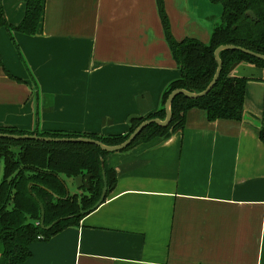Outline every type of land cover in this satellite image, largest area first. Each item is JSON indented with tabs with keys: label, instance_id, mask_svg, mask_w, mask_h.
<instances>
[{
	"label": "crops",
	"instance_id": "0c3cea01",
	"mask_svg": "<svg viewBox=\"0 0 264 264\" xmlns=\"http://www.w3.org/2000/svg\"><path fill=\"white\" fill-rule=\"evenodd\" d=\"M1 2L19 24L25 1ZM162 5L176 40L206 43L222 12L209 0ZM11 34L0 26V126L123 134L180 76L157 0H43L36 33ZM262 74L246 62L232 72L249 78V117L209 121L192 108L168 138L107 154L116 180L105 201L17 264H264ZM66 182L73 193L81 178Z\"/></svg>",
	"mask_w": 264,
	"mask_h": 264
},
{
	"label": "trees",
	"instance_id": "16d2710c",
	"mask_svg": "<svg viewBox=\"0 0 264 264\" xmlns=\"http://www.w3.org/2000/svg\"><path fill=\"white\" fill-rule=\"evenodd\" d=\"M25 12L16 26L7 23L0 0V26L12 36L13 31L33 35L37 31L43 12V0H24ZM220 4L222 13L213 24L209 40L196 38L176 40L169 28L162 0H157L166 40L180 76L164 88L160 106L146 116L133 118L123 134L98 135L64 130H37L27 132L13 126H0V133L37 134L51 137H89L106 145L123 142L144 120L164 119V104L169 93L177 88L200 92L211 81L217 62L214 50L222 44H233L264 55V0H210ZM252 11L255 18L247 14ZM221 70L212 88L203 96L188 98L177 94L170 103L171 119L167 126L150 123L122 149L127 150L153 138H168L182 130L186 113L198 108L209 121L225 118L241 120L245 85L249 78L231 74L232 66L241 62L263 69L264 61L239 50L219 52ZM38 111H36V122ZM259 138L264 143V91ZM111 152L87 142H55L35 139L0 137V264H17L26 260L31 252L29 245L39 239L47 240L69 226L79 224L81 218L99 199L103 187V174L107 182L106 197L111 192L116 175L107 166L105 156ZM80 177L78 192L71 193L66 179ZM43 206V224L40 222ZM90 212V211H89ZM55 220H58L55 222ZM54 222V223H53ZM52 224V225H51ZM51 225L49 228L47 226Z\"/></svg>",
	"mask_w": 264,
	"mask_h": 264
},
{
	"label": "water",
	"instance_id": "95a60500",
	"mask_svg": "<svg viewBox=\"0 0 264 264\" xmlns=\"http://www.w3.org/2000/svg\"><path fill=\"white\" fill-rule=\"evenodd\" d=\"M210 1V0H209ZM211 2V1H210ZM219 5V4H218ZM221 6V5H220ZM222 8V7H221ZM222 13V12H221ZM247 14L250 15L251 17L255 18V15L253 14L252 11H247ZM225 49H230V50H239L242 51L246 54L252 55L258 59H261L264 61V55L251 51L249 49L243 48L241 46H237V45H233V44H222L219 45L215 50H214V57L215 60L217 62V68L216 71L211 79V81L209 82V84L206 86V88L200 92H190L187 91L185 89L182 88H177L172 90L166 101L164 104V109H165V117L164 119H159V118H150V119H146L144 121H142L130 134L129 136L121 143L116 144V145H106L104 143H102L101 141L89 138V137H73V138H53V137H46V136H38L36 134H7V133H0V137H7V138H11V139H16V140H20V139H36V140H40V141H55V142H87V143H91L94 144L96 146H98L100 149L107 151V152H115V151H121L122 149H124L125 147H127L131 141L136 137V135L148 124L150 123H156L160 126H167L170 119H171V111H170V103L173 99V97L177 94H183L184 96L188 97V98H198L201 97L203 95H205L211 88L212 86L215 84L220 70H221V60L219 58V52ZM250 115L243 112L242 117H249ZM138 117H143L140 116L138 114H129L127 116V122L129 125V121L133 118H138ZM261 126V118L259 119V128ZM129 128V127H128ZM103 174V187H102V191H101V195L98 199V201L88 210L83 211L82 213L85 212H89L92 211L93 209H95L99 204L102 203V201L105 198V193L107 190V182H106V178L104 176V172H102ZM41 206V218H40V222L41 224H43V209H42V205ZM58 220H55V222H57ZM54 223V222H53ZM52 225V224H51ZM51 225L47 226L46 228H49Z\"/></svg>",
	"mask_w": 264,
	"mask_h": 264
},
{
	"label": "flooded vegetation",
	"instance_id": "af4514ba",
	"mask_svg": "<svg viewBox=\"0 0 264 264\" xmlns=\"http://www.w3.org/2000/svg\"><path fill=\"white\" fill-rule=\"evenodd\" d=\"M217 4V3H216ZM220 5V4H219ZM241 63H243V62H241ZM238 64H240V63H238ZM238 64H235V65H233L232 67V71H231V74H232V72H233V70H234V68L238 65ZM221 65H222V63H221ZM253 65V64H252ZM255 66V65H254ZM257 67V66H256ZM262 69V68H261ZM262 71H263V69H262ZM262 78H263V74H262V77H261V81H262ZM34 130V129H33ZM32 130V131H33ZM37 130L38 131H41V130H39L38 128H37ZM25 131V130H24ZM27 132H30V131H27ZM28 134V133H27ZM37 135V134H36ZM38 136H40V135H38ZM46 137H51V136H46ZM79 137H82V136H79ZM53 138H73V137H53ZM36 140V139H35ZM0 163L2 164V160L0 159ZM1 179V178H0ZM78 190V189H77ZM78 192V191H77ZM41 207V206H40ZM42 209H43V206H42ZM42 211V210H41Z\"/></svg>",
	"mask_w": 264,
	"mask_h": 264
},
{
	"label": "rangeland",
	"instance_id": "374dc122",
	"mask_svg": "<svg viewBox=\"0 0 264 264\" xmlns=\"http://www.w3.org/2000/svg\"><path fill=\"white\" fill-rule=\"evenodd\" d=\"M142 143V142H141ZM139 144V143H138ZM76 191V190H75ZM77 192V191H76Z\"/></svg>",
	"mask_w": 264,
	"mask_h": 264
}]
</instances>
